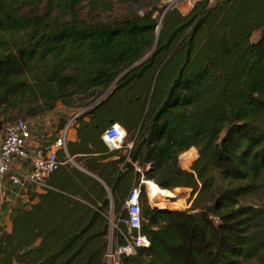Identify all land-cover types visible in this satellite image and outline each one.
<instances>
[{"label": "trees", "instance_id": "trees-1", "mask_svg": "<svg viewBox=\"0 0 264 264\" xmlns=\"http://www.w3.org/2000/svg\"><path fill=\"white\" fill-rule=\"evenodd\" d=\"M143 1L0 0V132L71 101L99 124L118 119L144 179L194 197L179 211L142 194L150 246L121 264H264V208L244 202L264 188V0H196L159 20L155 8L81 18ZM192 151L183 170L178 158ZM71 203L47 192L16 214L0 264H105L107 218Z\"/></svg>", "mask_w": 264, "mask_h": 264}, {"label": "crops", "instance_id": "crops-1", "mask_svg": "<svg viewBox=\"0 0 264 264\" xmlns=\"http://www.w3.org/2000/svg\"><path fill=\"white\" fill-rule=\"evenodd\" d=\"M85 110L78 108L68 116L48 113L36 118L32 124L28 123L31 128L28 149H45L65 130L72 118L80 114L66 131V155L72 162L66 163L65 153H59L62 165L47 180L50 190L44 191L37 185L0 187V234H9L12 218L20 211L36 205L40 195L55 192L69 198L71 204L98 210L108 220V245L121 242L119 231L123 227L119 225V219L124 202L133 185L144 178V175L136 171L139 165L131 161V149L109 150L102 142L101 135L111 124L109 119L99 124L97 114L81 116ZM102 110L103 107L99 109ZM114 123L126 130L118 119ZM3 134L0 132V142ZM16 171L24 175L27 171L25 163H19ZM148 185L156 189L152 182L146 181V189Z\"/></svg>", "mask_w": 264, "mask_h": 264}, {"label": "built area", "instance_id": "built-area-1", "mask_svg": "<svg viewBox=\"0 0 264 264\" xmlns=\"http://www.w3.org/2000/svg\"><path fill=\"white\" fill-rule=\"evenodd\" d=\"M79 115H75L69 124ZM67 127L54 138L47 148L30 151L28 149L31 138L29 124L25 120L18 119L8 125L0 142V187L22 188L26 185H37L44 191L50 190L47 180L62 165L58 155L60 152H64L66 155ZM101 140L109 150L124 148L130 150L132 148V143L127 141L125 129L117 123L107 126L101 135ZM196 159L197 157L191 161L186 169L191 168ZM65 162H72V159L66 155ZM19 163H25L27 167L24 175H20L16 171ZM180 165L182 164L180 163ZM147 169L148 166L144 171ZM136 171L142 175L144 173L139 166L136 167ZM146 181L141 178L128 193L124 202L123 213L119 219V225L123 227L119 231L121 242L108 245L104 255L105 264H121L122 258L133 257L138 249L149 248L150 246L147 237L141 233V197L143 189L146 190L148 201L152 203L147 193Z\"/></svg>", "mask_w": 264, "mask_h": 264}, {"label": "rangeland", "instance_id": "rangeland-1", "mask_svg": "<svg viewBox=\"0 0 264 264\" xmlns=\"http://www.w3.org/2000/svg\"><path fill=\"white\" fill-rule=\"evenodd\" d=\"M196 0H145L140 3H114L113 7L108 12H96L91 15L88 14L87 8H84L81 14V18L83 19H91L94 21L99 22H113L115 20H122L126 17H130L133 14H141L143 10H150L155 8L154 17L158 20L160 19L163 11L168 7H175L177 8L183 15L189 13L192 9L193 4ZM260 37V32H256L253 34L251 40L256 41ZM114 102L111 104L109 103L108 106H113ZM80 106L79 101H71L68 104L58 103L55 109L52 112L55 114H63V116H68L72 114L76 109ZM48 114V113H46ZM43 114V115H46ZM41 115V116H43ZM38 118V117H37ZM17 119H23L27 123L32 124L33 121L36 119H27L23 116L17 117ZM16 119V120H17ZM197 151V150H196ZM198 152L192 151L190 154L182 155V158H178V163L183 170H190L186 169L188 164L197 157ZM151 188L152 192H157L158 196L154 197V200H151L150 203L146 196V190L143 189V194L147 199L148 204L152 208L158 209H166V210H186L191 207L192 201L194 197H192V193L190 189L178 188L172 190L170 194H165L158 188ZM147 193L149 196V192L147 189ZM245 203L253 204L256 206H260L264 208V188L259 189L253 196L249 197L244 201Z\"/></svg>", "mask_w": 264, "mask_h": 264}, {"label": "water", "instance_id": "water-1", "mask_svg": "<svg viewBox=\"0 0 264 264\" xmlns=\"http://www.w3.org/2000/svg\"><path fill=\"white\" fill-rule=\"evenodd\" d=\"M166 10V9H165ZM164 10V11H165ZM163 15V14H162ZM140 63V62H139ZM139 63H136L135 65L131 66L129 69H127L124 73L128 72L129 70L133 69L134 67H136ZM98 103V102H97ZM97 103H95L93 106H95ZM198 158V155H197Z\"/></svg>", "mask_w": 264, "mask_h": 264}, {"label": "bare ground", "instance_id": "bare-ground-1", "mask_svg": "<svg viewBox=\"0 0 264 264\" xmlns=\"http://www.w3.org/2000/svg\"><path fill=\"white\" fill-rule=\"evenodd\" d=\"M191 150V149H190ZM187 153V152H186ZM186 153H184V154H186ZM184 154H182V155H184ZM182 155L180 156V158H182ZM180 158H179V160H180ZM180 162V161H179ZM145 185H146V183H145Z\"/></svg>", "mask_w": 264, "mask_h": 264}]
</instances>
